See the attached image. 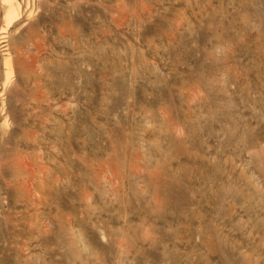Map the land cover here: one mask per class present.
I'll use <instances>...</instances> for the list:
<instances>
[{
    "label": "rangeland",
    "instance_id": "obj_1",
    "mask_svg": "<svg viewBox=\"0 0 264 264\" xmlns=\"http://www.w3.org/2000/svg\"><path fill=\"white\" fill-rule=\"evenodd\" d=\"M19 1L0 264H264V0Z\"/></svg>",
    "mask_w": 264,
    "mask_h": 264
},
{
    "label": "bare ground",
    "instance_id": "obj_2",
    "mask_svg": "<svg viewBox=\"0 0 264 264\" xmlns=\"http://www.w3.org/2000/svg\"><path fill=\"white\" fill-rule=\"evenodd\" d=\"M8 8L6 12V19L8 23H11L16 17L19 15V10L21 7V3L19 0H8ZM11 26V25H9Z\"/></svg>",
    "mask_w": 264,
    "mask_h": 264
}]
</instances>
